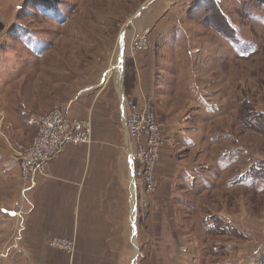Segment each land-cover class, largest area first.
I'll list each match as a JSON object with an SVG mask.
<instances>
[{
  "label": "rangeland",
  "instance_id": "374dc122",
  "mask_svg": "<svg viewBox=\"0 0 264 264\" xmlns=\"http://www.w3.org/2000/svg\"><path fill=\"white\" fill-rule=\"evenodd\" d=\"M50 1L56 10L23 5L0 49V199H10L8 180L19 174L11 147L27 146L37 118L53 107L67 111L80 99H103L114 110L116 130H121L125 104L118 86L124 91L126 74L134 73L127 45L132 31L139 30L138 18L156 0L132 23L129 20L149 0ZM210 1L194 0L190 10L194 24L179 23L160 37L159 28L150 34L151 52L157 57L153 60L156 89L162 92L160 106L152 101L160 127L158 108L193 115L187 116L192 119L194 137L185 141L174 137L167 155L173 182L163 188L160 181L150 199L144 193L133 202L124 199L126 218L113 220L107 250L90 246V252L79 256V237L64 238L75 242L73 254L64 253L71 264L81 260L82 264H194V259L201 264L204 258L194 252V244L203 237L209 246L201 220L207 213L223 214V193L217 188L212 194L198 193L201 199H194V188L208 186L206 174L216 176L224 165L221 155L229 149L240 146L252 153L264 152L261 135L246 131L243 139L245 131L238 127L242 103H247L248 115L264 114V5L251 0ZM122 40L127 49L121 74ZM181 144L185 149L181 150ZM113 145L123 151L130 196L134 192L127 159L130 147L122 134ZM194 169L202 176L194 177Z\"/></svg>",
  "mask_w": 264,
  "mask_h": 264
},
{
  "label": "crops",
  "instance_id": "0c3cea01",
  "mask_svg": "<svg viewBox=\"0 0 264 264\" xmlns=\"http://www.w3.org/2000/svg\"><path fill=\"white\" fill-rule=\"evenodd\" d=\"M22 1L0 0V49L5 46L3 41L7 39L8 30L16 24ZM193 2L156 0L147 13L138 18L135 26L138 29L151 28V33L159 28L160 37L167 29L175 28L179 23L192 21L194 24V18L190 17ZM127 46H124V50ZM152 49L151 42L150 52ZM154 59L157 57L152 52L134 56L135 85L132 97L138 99L143 94L153 103L156 101L158 107L161 105L158 97L162 92L156 89ZM63 110L70 118L91 119L92 143L88 146H64L49 163L50 178L34 180L19 216L15 209L19 200V174L14 176L13 181L8 180L10 199H0V252L6 253V256L1 254L0 258H5L0 264H71L63 252L47 247L49 239L79 237V256H83L84 251L90 252V246L95 249L98 246L102 251L106 247L108 249L113 220L118 216L121 221L126 218L124 199H131V191L129 196L127 186L129 174L122 149L113 145L119 135L125 137L123 124L121 130H116L114 110H110L108 102L103 99L94 102L88 98L80 99L73 108ZM158 114L166 144L161 151L162 164L158 173L161 187L168 188L167 184L172 183L175 177L168 170L167 163L173 139L178 137L185 141L193 138L195 129L192 119L188 120L190 115L193 118L192 114L159 108ZM173 121L175 127L171 126ZM187 123L192 127H187ZM245 133H242L243 139L247 137ZM229 140H235V137ZM237 144L241 145L238 139ZM229 151L221 155L224 165L221 170H215L216 176L209 172L206 174L204 179L208 186L205 189L204 186L198 190L194 188V199H201V195H197L201 192L205 195L212 194L217 188L222 190L224 211L219 216L227 222L229 231L235 230V233L229 238L224 237L223 243L216 242V245L223 244L227 252L221 263L264 264V239L258 232L260 227H264V182L251 170L258 167L259 161L264 160V152L252 153V150L240 146ZM16 168L19 173L17 165ZM210 168L211 165L208 171ZM199 175L194 169V177ZM228 209L231 213L227 212ZM196 242L198 245L194 244V252L197 251L200 257L206 244L203 237ZM82 263L81 260L79 264ZM194 264H198L195 259Z\"/></svg>",
  "mask_w": 264,
  "mask_h": 264
},
{
  "label": "built area",
  "instance_id": "2783aa9c",
  "mask_svg": "<svg viewBox=\"0 0 264 264\" xmlns=\"http://www.w3.org/2000/svg\"><path fill=\"white\" fill-rule=\"evenodd\" d=\"M151 28L133 30L129 38L128 54L134 58L140 52L151 49ZM123 127L130 152L128 154L133 179L134 197L144 193L149 199L160 185L159 169L161 151L165 139L161 131L154 105L150 98L141 95L131 101L124 100ZM92 143V122L90 118H70L64 110L53 107L37 118V131L27 146L11 147L10 155L19 169L20 189L18 203L15 204L18 216L25 197L34 185L36 178H50V161L66 145L88 146ZM131 156V160L129 159ZM132 199V198H131ZM136 207V206H135ZM264 239V227L258 229ZM47 247L71 256L75 242L70 239L52 238ZM2 257V255H0Z\"/></svg>",
  "mask_w": 264,
  "mask_h": 264
},
{
  "label": "trees",
  "instance_id": "16d2710c",
  "mask_svg": "<svg viewBox=\"0 0 264 264\" xmlns=\"http://www.w3.org/2000/svg\"><path fill=\"white\" fill-rule=\"evenodd\" d=\"M253 3L264 5V0H251ZM211 1L208 0V3ZM215 6L216 12L220 13V9L216 6L214 2H212ZM23 5L25 6H33L34 8H43L46 10H56V4L50 0H23L20 10H22ZM207 6V5H206ZM222 16V15H221ZM133 70V69H132ZM129 73L126 74L124 79V95L126 100L131 101L134 100L132 97V91L134 88L135 77ZM243 113L241 119L238 121L239 127L248 132H256L260 134L264 138V114L262 112L256 114L255 112H251L248 115V105L247 103H242ZM252 110V108H250ZM250 112V110H249ZM37 131V127L35 129V133ZM34 133V134H35ZM252 172L264 182V160L259 161L257 168H252ZM209 212V211H207ZM201 224L204 228V232L208 237V244L202 253L201 260L207 257L206 261H200L201 264H223L221 263V259L227 254L226 248L222 246L223 244L216 245V242L223 243L224 237H231L235 230L232 232L229 231V225L227 222H224L223 218L219 216V214L207 213L201 220Z\"/></svg>",
  "mask_w": 264,
  "mask_h": 264
},
{
  "label": "water",
  "instance_id": "95a60500",
  "mask_svg": "<svg viewBox=\"0 0 264 264\" xmlns=\"http://www.w3.org/2000/svg\"><path fill=\"white\" fill-rule=\"evenodd\" d=\"M153 1H155V0H149V1H147L142 7H141V9L133 16V18L131 19V20H129V23H132V21L134 20V19H136ZM123 41L124 40H122V44H121V46H120V69H121V74L123 73V63H124V44H123ZM121 82V84H122V81H120ZM120 84V85H121ZM120 94H121V100H122V102L124 103V100H125V97H124V91H123V87H122V85L120 86ZM123 112L125 113V110H123ZM129 159L131 160V156H129ZM131 165V164H130ZM133 180V179H132ZM133 183V182H132ZM131 202H133L134 201V199H135V197H134V192L132 193V191H131ZM132 226L134 227V223H132ZM133 229V228H132ZM135 236V235H134Z\"/></svg>",
  "mask_w": 264,
  "mask_h": 264
}]
</instances>
